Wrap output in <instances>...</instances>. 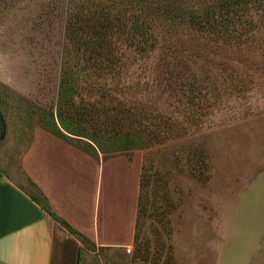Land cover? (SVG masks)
I'll list each match as a JSON object with an SVG mask.
<instances>
[{
    "label": "rangeland",
    "instance_id": "rangeland-1",
    "mask_svg": "<svg viewBox=\"0 0 264 264\" xmlns=\"http://www.w3.org/2000/svg\"><path fill=\"white\" fill-rule=\"evenodd\" d=\"M221 1L0 0V157L39 128L128 156L146 179L118 264H264V0Z\"/></svg>",
    "mask_w": 264,
    "mask_h": 264
},
{
    "label": "crops",
    "instance_id": "crops-1",
    "mask_svg": "<svg viewBox=\"0 0 264 264\" xmlns=\"http://www.w3.org/2000/svg\"><path fill=\"white\" fill-rule=\"evenodd\" d=\"M8 153L0 157V264L123 261L141 186L128 156L96 154L45 128Z\"/></svg>",
    "mask_w": 264,
    "mask_h": 264
},
{
    "label": "trees",
    "instance_id": "trees-1",
    "mask_svg": "<svg viewBox=\"0 0 264 264\" xmlns=\"http://www.w3.org/2000/svg\"><path fill=\"white\" fill-rule=\"evenodd\" d=\"M240 1H242V0H222L221 2H219V4L217 6L210 7L208 9L210 10L209 12H211L212 14L217 9L220 10V8H222V7H225V12H230L231 11L230 8L234 7V5L236 3H238V2H240ZM198 17H199V15H198ZM91 21H92L91 23L90 22L87 23V26H92V28H96L97 27L96 28V36L97 37L100 36V35H102V34H105V30L107 28H109L110 25H111V23H112V19L111 18L109 19V16L107 18H105V19L92 18ZM220 21L214 19L212 16H206V17H204L202 15V22H201V24H202V27L204 29H207L208 26L209 27H212V26L216 25L217 22H220ZM85 40H87V38H85ZM66 84H67L66 76H64L62 78V82H61V90L62 91L64 90V88L67 87ZM63 98H64V94H63ZM59 114H60V116L61 115H64L63 114V111H62V108H59ZM0 120H1L2 124L4 125V121H3V118H2L1 115H0ZM57 131H59V130H57ZM145 179H146V173L143 172V181L141 182L142 187L145 184L144 183ZM139 206H140V203H139Z\"/></svg>",
    "mask_w": 264,
    "mask_h": 264
},
{
    "label": "built area",
    "instance_id": "built-area-1",
    "mask_svg": "<svg viewBox=\"0 0 264 264\" xmlns=\"http://www.w3.org/2000/svg\"><path fill=\"white\" fill-rule=\"evenodd\" d=\"M131 251H132V248L128 247V248H127V252L130 253Z\"/></svg>",
    "mask_w": 264,
    "mask_h": 264
}]
</instances>
